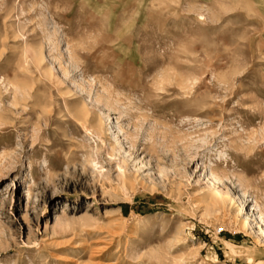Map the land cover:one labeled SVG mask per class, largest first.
<instances>
[{"label":"rangeland","instance_id":"1","mask_svg":"<svg viewBox=\"0 0 264 264\" xmlns=\"http://www.w3.org/2000/svg\"><path fill=\"white\" fill-rule=\"evenodd\" d=\"M0 264H264V0H0Z\"/></svg>","mask_w":264,"mask_h":264},{"label":"bare ground","instance_id":"2","mask_svg":"<svg viewBox=\"0 0 264 264\" xmlns=\"http://www.w3.org/2000/svg\"><path fill=\"white\" fill-rule=\"evenodd\" d=\"M36 59V58H35ZM83 115V113L82 112H80V113H78L77 114V116L76 117H78V118H81V119H83V117H84V115ZM241 205H242V203H241ZM262 222V221H261Z\"/></svg>","mask_w":264,"mask_h":264}]
</instances>
